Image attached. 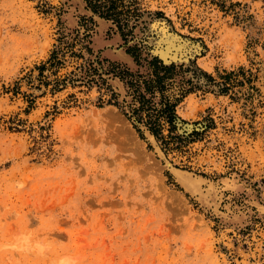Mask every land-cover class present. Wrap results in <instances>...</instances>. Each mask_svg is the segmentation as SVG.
Segmentation results:
<instances>
[{"label":"rangeland","instance_id":"rangeland-1","mask_svg":"<svg viewBox=\"0 0 264 264\" xmlns=\"http://www.w3.org/2000/svg\"><path fill=\"white\" fill-rule=\"evenodd\" d=\"M136 2L149 13L122 38L83 0H0V264H264V0ZM75 28L90 54L58 42ZM132 43L227 82L176 104L174 132L195 134L162 143L104 87L50 88L88 56L144 71Z\"/></svg>","mask_w":264,"mask_h":264},{"label":"trees","instance_id":"trees-1","mask_svg":"<svg viewBox=\"0 0 264 264\" xmlns=\"http://www.w3.org/2000/svg\"><path fill=\"white\" fill-rule=\"evenodd\" d=\"M84 7L89 9L93 14L99 17L111 20L115 24L122 38L126 33L131 32L141 15L149 10H140L136 0H83ZM156 14L160 12H155ZM84 30L78 35V28L74 29V34L70 40H61L63 36L58 37V42H65V46L71 49L76 43L80 48L85 49L87 53H91L89 40L86 38L88 34ZM61 48V47H60ZM60 48H52L47 59L37 65L38 74H41L45 63L49 67L60 63V56L57 53ZM141 45L132 43L124 47V52L128 54L134 63L138 66L144 65V71L139 69H130L126 64L117 60H111L106 57H98L97 55L84 58L83 62L77 66V71H70L69 74L55 80L51 89H59L64 84L71 85H96L104 87L110 92L109 99H113L122 114L127 118L133 128L142 135L147 130L154 138L161 139L162 143L166 141L159 135L161 128L165 127L168 136L176 138V140H185L197 132L192 128L187 133L174 132L177 129L176 120L180 117L175 111L176 104L182 97L194 88L205 89L209 84L216 85L219 93H225L228 86L224 80H215L209 73L205 72L194 64V60L185 64L182 61L176 62L170 60L165 62L157 55L141 54ZM71 52H73L71 50ZM74 55H76L74 53ZM82 56L81 54H77ZM190 64L192 66H190ZM190 72V75L187 73ZM202 76L203 81L197 82L198 77ZM116 77L123 86V92L120 94L113 90L108 83V78ZM45 86L48 85L47 80L39 79ZM11 89L13 92H17ZM72 96V94H70ZM119 97V99H117ZM109 99L107 102H109ZM30 102L31 99L29 98ZM53 111L56 106H53ZM16 128V126H11ZM173 133V134H172ZM161 144V142H160ZM163 147V145H161Z\"/></svg>","mask_w":264,"mask_h":264},{"label":"water","instance_id":"water-1","mask_svg":"<svg viewBox=\"0 0 264 264\" xmlns=\"http://www.w3.org/2000/svg\"><path fill=\"white\" fill-rule=\"evenodd\" d=\"M168 51L169 52L166 53V52H164V49L158 47L159 57L162 60H168V61H170V60L181 59L184 56V51L183 50L182 51H180V50L174 51L173 49H169ZM176 126H177V130H181V129H179L180 128L179 126H181L182 128H188V127H190V125H188L187 123L186 124H182L179 119L176 120ZM191 128H194V126L192 125Z\"/></svg>","mask_w":264,"mask_h":264},{"label":"bare ground","instance_id":"bare-ground-1","mask_svg":"<svg viewBox=\"0 0 264 264\" xmlns=\"http://www.w3.org/2000/svg\"><path fill=\"white\" fill-rule=\"evenodd\" d=\"M169 49H171L170 47H167L166 49H164V52H166V53H168L169 51ZM179 48H176L174 51H177Z\"/></svg>","mask_w":264,"mask_h":264}]
</instances>
